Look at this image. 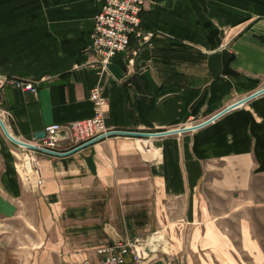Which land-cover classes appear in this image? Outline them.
Instances as JSON below:
<instances>
[{"label": "crops", "instance_id": "0c3cea01", "mask_svg": "<svg viewBox=\"0 0 264 264\" xmlns=\"http://www.w3.org/2000/svg\"><path fill=\"white\" fill-rule=\"evenodd\" d=\"M100 9L0 0V75L39 84L0 88L13 136L93 117L97 86L107 125L140 134L39 153L38 186L24 182L0 125V264L95 262L97 249L138 237L149 242L144 264H264L253 204L237 200L264 174V94L167 134L264 88V0H146L147 39L133 36L107 69L88 49Z\"/></svg>", "mask_w": 264, "mask_h": 264}, {"label": "built area", "instance_id": "2783aa9c", "mask_svg": "<svg viewBox=\"0 0 264 264\" xmlns=\"http://www.w3.org/2000/svg\"><path fill=\"white\" fill-rule=\"evenodd\" d=\"M97 2L101 9L94 17L95 26L88 49L96 56L95 62L99 63L102 69H107L114 56L128 51L133 36L147 39L141 31L146 0H97ZM6 85H14L23 91L36 93L39 84L0 75V88ZM90 100L95 107L93 117L49 125L41 136L30 141L19 139L32 146H22L25 157L28 158L29 182L34 180L38 186L43 184V173L37 159L39 153L61 156L91 143L120 135L122 131L109 127L106 123L109 102L103 88L95 87ZM5 114L6 112H3L0 116ZM148 244L147 240L140 237L133 241L119 240L97 249V261H84L80 264H144Z\"/></svg>", "mask_w": 264, "mask_h": 264}, {"label": "rangeland", "instance_id": "374dc122", "mask_svg": "<svg viewBox=\"0 0 264 264\" xmlns=\"http://www.w3.org/2000/svg\"><path fill=\"white\" fill-rule=\"evenodd\" d=\"M201 124H203V123H201ZM149 134H154V133H149ZM115 136H117V135H115ZM131 136H135V135H131ZM17 146H18L17 149L19 151L20 146L19 145H17ZM29 175H30V172H29ZM237 200L239 202L243 201L247 204H253L251 210H248V212H250L254 217L253 228L255 229L257 238H259V240H260V242L264 248V174L257 176L253 181V185H252L251 189L248 192H246L245 194L239 195V197H237ZM0 225L3 226L4 223L0 221ZM140 238H142L144 240L147 239V238L145 239V237L144 238L140 237ZM149 241L151 242V240H149ZM15 245L16 246L20 245V243H18L17 241L15 243L10 242V244L8 245V248H10V250L13 251L12 252L13 255L16 254V252H18V250H19V248L16 247ZM156 245H157V243H156ZM37 251H39V250H37ZM29 260L30 259H28L26 261V264H29ZM31 260L34 261L35 258L32 256ZM32 264H46V259L38 256L37 260L34 261ZM52 264H61L59 258L55 257L52 261Z\"/></svg>", "mask_w": 264, "mask_h": 264}, {"label": "water", "instance_id": "95a60500", "mask_svg": "<svg viewBox=\"0 0 264 264\" xmlns=\"http://www.w3.org/2000/svg\"><path fill=\"white\" fill-rule=\"evenodd\" d=\"M262 94H264V88L261 89L260 91L256 92V93L252 94L251 96H249V97H247V98H245V99H243V100H241V101H239V102L233 104L232 106H229L227 109H225L224 111H222V112L219 113L218 115H215L212 119H210V120L204 122L203 124L196 125L195 127H186V128H182V129H177V130L172 131V132H169V133H167V134L187 132V131H190V130H193V129H196V128H200V127H202V126H205V125L209 124L210 122L216 120L218 117H220L221 115L225 114L226 112H228V111H230V110H232V109L238 107V106L241 105L242 103L247 102V101H249V100H251V99H253V98H255V97L259 96V95H262ZM0 125H1V127H2V129H3V131H4V133L6 134V136H7V137H8L13 143H15V144H17V145H21V146L32 147V146L26 144L25 142L19 140V139L16 138L15 136H13V135L11 134V132L9 131V129L7 128L5 122L3 121V119H2L1 117H0ZM120 134H127V135H140V134L133 133V132H120ZM149 136H150V135H149ZM151 136H152V135H151Z\"/></svg>", "mask_w": 264, "mask_h": 264}, {"label": "bare ground", "instance_id": "6f19581e", "mask_svg": "<svg viewBox=\"0 0 264 264\" xmlns=\"http://www.w3.org/2000/svg\"><path fill=\"white\" fill-rule=\"evenodd\" d=\"M20 150L16 154L17 157L20 159L21 163L19 164V170L21 172V175L24 179V182L29 183L30 177H29V171H28V158L25 157V154L23 153V147L19 145Z\"/></svg>", "mask_w": 264, "mask_h": 264}]
</instances>
